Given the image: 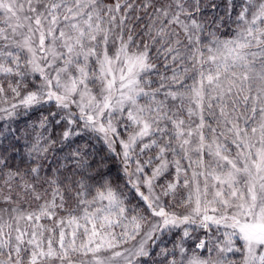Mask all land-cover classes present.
Listing matches in <instances>:
<instances>
[{"label": "snow or ice", "instance_id": "snow-or-ice-1", "mask_svg": "<svg viewBox=\"0 0 264 264\" xmlns=\"http://www.w3.org/2000/svg\"><path fill=\"white\" fill-rule=\"evenodd\" d=\"M0 264H264V0H0Z\"/></svg>", "mask_w": 264, "mask_h": 264}]
</instances>
